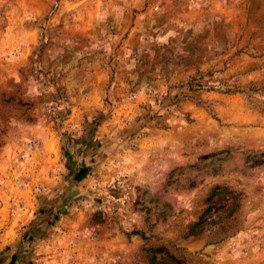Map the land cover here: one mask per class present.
<instances>
[{
	"label": "rangeland",
	"instance_id": "obj_1",
	"mask_svg": "<svg viewBox=\"0 0 264 264\" xmlns=\"http://www.w3.org/2000/svg\"><path fill=\"white\" fill-rule=\"evenodd\" d=\"M0 264H264V0H0Z\"/></svg>",
	"mask_w": 264,
	"mask_h": 264
},
{
	"label": "trees",
	"instance_id": "obj_2",
	"mask_svg": "<svg viewBox=\"0 0 264 264\" xmlns=\"http://www.w3.org/2000/svg\"><path fill=\"white\" fill-rule=\"evenodd\" d=\"M83 174H84V170H81L79 172L78 176H77V178L79 179V181H81L83 179ZM13 259L14 258L11 259V262L10 263H12Z\"/></svg>",
	"mask_w": 264,
	"mask_h": 264
}]
</instances>
